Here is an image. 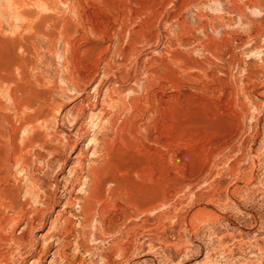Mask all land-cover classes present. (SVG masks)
<instances>
[{"label": "rangeland", "instance_id": "obj_1", "mask_svg": "<svg viewBox=\"0 0 264 264\" xmlns=\"http://www.w3.org/2000/svg\"><path fill=\"white\" fill-rule=\"evenodd\" d=\"M0 264H264V0H0Z\"/></svg>", "mask_w": 264, "mask_h": 264}]
</instances>
